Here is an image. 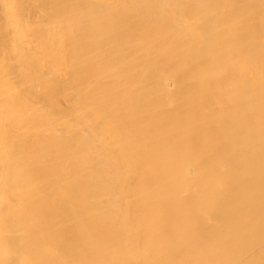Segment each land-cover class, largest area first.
Segmentation results:
<instances>
[{"label": "bare ground", "instance_id": "obj_1", "mask_svg": "<svg viewBox=\"0 0 264 264\" xmlns=\"http://www.w3.org/2000/svg\"><path fill=\"white\" fill-rule=\"evenodd\" d=\"M0 264H264V0H0Z\"/></svg>", "mask_w": 264, "mask_h": 264}]
</instances>
